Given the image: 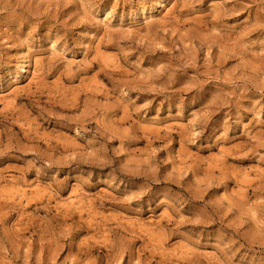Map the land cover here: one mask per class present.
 Wrapping results in <instances>:
<instances>
[{
    "label": "rangeland",
    "instance_id": "obj_1",
    "mask_svg": "<svg viewBox=\"0 0 264 264\" xmlns=\"http://www.w3.org/2000/svg\"><path fill=\"white\" fill-rule=\"evenodd\" d=\"M0 264H264V0H0Z\"/></svg>",
    "mask_w": 264,
    "mask_h": 264
}]
</instances>
